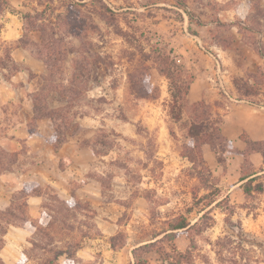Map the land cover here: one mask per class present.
<instances>
[{
    "label": "rangeland",
    "instance_id": "1",
    "mask_svg": "<svg viewBox=\"0 0 264 264\" xmlns=\"http://www.w3.org/2000/svg\"><path fill=\"white\" fill-rule=\"evenodd\" d=\"M186 11L193 13L191 21ZM57 12L63 17L57 34L52 35L46 24L54 21ZM25 13L33 17L23 19ZM7 22L12 29L21 28L19 44L3 38ZM0 27V79L9 80L22 68L10 56L15 46L26 43L34 56L43 48L67 54L50 75L43 61L42 73L30 72L32 94L40 93L37 107L62 108L67 115L66 120L57 121V132L53 127L58 136L49 149L56 152L64 143L75 142L82 150L79 158L89 167L84 176L99 182L89 197L77 196V185L73 187V207L62 202L72 201L71 196L60 198L46 182L30 191L41 194L40 207L43 204L52 216L49 228L54 231L51 239L35 235V230L30 237L44 246L81 241L85 248L81 257L61 256L57 264H121L108 249L110 237L130 247L151 239L180 215L196 218L199 209L202 215L208 210L210 216L189 232L196 257L192 264L264 261V241L257 232L241 227L230 215L222 228L214 217L218 211L209 210V196H204L215 192L221 178L202 163L199 152L208 145L201 144L202 137L213 133L216 151L208 146L222 157L227 144L215 138L216 129L230 103L244 100L264 106V0H0ZM40 28L44 37H51L48 46L47 40L45 47L38 45ZM158 51L177 65L172 67L175 80L183 93L187 91L181 106L172 100L169 80L159 71ZM129 73L141 84L146 80L145 85L133 86ZM206 81L208 88H203ZM191 88L197 94L189 93ZM24 115L21 102L0 106V137ZM33 115L28 121L32 131L37 128ZM190 126L196 127V136L190 135ZM26 147L23 144L20 153ZM7 154L11 156H5L2 166L9 167L16 153ZM21 159L25 161L26 156ZM61 165L59 161L58 168ZM25 193L14 191L9 205L0 211L10 206L17 216L29 214ZM259 200L262 197L251 195L248 206L260 204ZM219 208L226 213L235 210L228 201ZM22 221L21 217H0L7 231L23 227ZM27 242L22 264H39L52 256L48 246L44 251ZM163 244L169 248L166 241Z\"/></svg>",
    "mask_w": 264,
    "mask_h": 264
},
{
    "label": "crops",
    "instance_id": "2",
    "mask_svg": "<svg viewBox=\"0 0 264 264\" xmlns=\"http://www.w3.org/2000/svg\"><path fill=\"white\" fill-rule=\"evenodd\" d=\"M10 27L7 22L4 27L5 30L2 28L3 38L8 41H17L21 36V28L14 27L12 29ZM10 56L13 61L21 64L22 68L11 75L9 80L0 79V106H5L11 102H21L25 107L27 116L17 118L7 133L0 137V148L6 152H14L19 156L11 169L0 173V210L9 205L12 193L22 189L26 184L37 186L46 182L56 189L57 195L62 199L73 197L71 193L73 187L77 185L74 193L77 196L89 197L96 191V184L99 182L96 178L95 180L90 176H84L89 167H86L79 158L78 154L82 150L75 147V142L64 143L56 152L49 149L50 137L54 132L50 120H37V128L33 132L30 131L28 121L33 115L30 94L34 88L29 74L31 72L38 75L44 71L42 60L21 46L13 47ZM207 85L208 81L203 85V88H206ZM194 90L191 88L189 93ZM203 91L199 92V98L202 97ZM194 93L197 94V91L195 90ZM221 117L220 129L222 134L231 142L236 151L226 153L223 160L219 161L216 157L217 154L208 145L202 147L203 157L210 171L213 175L221 178L216 185L221 189V192L225 190L224 196H218L208 208L214 212L218 211L213 216L223 228V220L227 216L226 210L215 205L223 198L228 199L229 204L235 209L230 217L237 218L241 227L257 232L264 241V219H262L264 217V190L262 192L253 191L252 195L255 194L260 199L262 197L263 200H259L260 204L248 206L249 196L247 197L242 189V184L249 177L258 176V180L264 179V155L258 150H253L247 155L251 172H249V176L242 178V164L245 160L242 152L246 143L240 138L241 134H245L251 142L261 143L264 149V106L244 100H236L227 106ZM23 144L27 146L24 154L20 153ZM42 145L46 146L45 150L40 148ZM23 155L26 156L25 161L21 159ZM59 161H62L61 168H58ZM41 200L42 196L38 194L27 196V209L31 218L39 217ZM203 212L202 209H199L196 218L188 217L190 224L197 223ZM32 233L33 228L28 223L23 227L11 228L7 231L4 246L0 250V257L5 264H22V250ZM187 233L184 230L179 231L176 235L173 245L179 251H185L189 246ZM162 235L152 240L131 244L130 247H127L128 243H124L115 251L108 245V249L116 255L117 262L119 260L122 262L121 264H133V250L140 245L154 242ZM84 250L85 248L79 249L76 255L81 257L85 253ZM144 257L148 264L162 263V258L156 249L146 252ZM260 264H264V261H261Z\"/></svg>",
    "mask_w": 264,
    "mask_h": 264
},
{
    "label": "trees",
    "instance_id": "3",
    "mask_svg": "<svg viewBox=\"0 0 264 264\" xmlns=\"http://www.w3.org/2000/svg\"><path fill=\"white\" fill-rule=\"evenodd\" d=\"M248 5H251L252 6V3H248ZM10 7V6H9ZM10 11V10H9ZM10 12H13L12 10ZM186 14L188 15L189 17V21L192 20V17H193V13L190 12V11H186ZM31 17H33L32 15H30V13H25L23 15V19H30ZM63 17V14L61 12H57L55 15H54V21H50L46 24V27H49L51 26L50 28V34L52 35H56L57 32H56V29L59 28V23H61V19ZM198 24H201V21H197ZM42 28V26H41ZM39 29V31H41V37H40V42L38 43V45H40L41 47H45V41L47 40V46L51 40V37L50 39L49 38H46L44 37V35L42 34V29ZM0 30H1V27H0ZM23 38V37H22ZM22 38L20 37L18 39V44L20 43V41H22ZM27 44H23L21 45V47H25L27 48L26 46ZM61 54L62 51H60ZM37 58L42 60L46 66V68L48 69L49 71V75L51 73H54L55 71V68L56 66L58 67H61V64L63 62V59L64 57L67 55V54H64V55H60V53H56V51L54 50H47L46 48H43L41 51H38L35 53ZM157 56H158V59H157V62H158V65H159V71L165 75L168 80H169V84H170V94H171V97H172V100L176 103H178L180 106L182 105L180 100L183 99V97H185L187 95V91L184 93L182 92L181 90V87L179 85H177V81L175 80L176 78V75L174 74L175 71H173L172 69L174 68H177V65L175 64L174 60L170 58L169 55L165 54L164 52H161V51H158L157 53ZM58 62V63H57ZM74 60H73V68L75 69L76 66H74ZM81 62V61H80ZM78 63V61L76 62V64ZM173 67V68H172ZM178 74V73H177ZM131 73L128 74L127 78H128V81L131 82V84H133V86H137V85H142L146 83V80H143L142 84L141 82L139 83V81H134L132 80V76H130ZM72 80V79H71ZM69 80V85H73L74 84L72 83V81ZM136 84V85H134ZM40 93L37 94L36 93H33L32 94V97H33V112H37L38 114H35L33 115L34 117V120L33 122L37 121V120H40V119H44V118H47V119H50L52 122H53V127L55 128V131L57 132L59 128H56L57 127V121L58 120H66L67 119V115L65 113H62L61 110L62 108H56V109H48L45 111V109H43L42 107H37V95H39ZM139 97H144L145 95H139ZM39 101V99H38ZM73 101V97H70L69 101H66L67 104L69 105L70 107V103ZM199 104H203L204 105V102L200 101ZM179 118V117H178ZM30 128V127H29ZM35 130V128H34ZM33 130V131H34ZM217 137H215L216 139H224V143L227 144V148L226 150L224 151V153H222V157H219V153H217V159L219 161H222L223 158H224V155L226 153H229V152H234L236 151V149H234L232 147V144L230 141L227 140V138L221 133V130H220V127H218L217 129ZM30 131L33 132L30 128ZM189 133L190 135L192 136H196L198 134V131L196 130V127H192L190 126L189 127ZM212 135L213 133H209V134H205L204 135V138L202 137L201 139V144H205L207 143L208 145H210L211 147H213L214 149V146H213V143H212ZM57 136L58 134H53L51 137H50V142H54L55 140H57ZM240 138L246 143V146L243 150V155L245 157V160L242 164V178H246L247 176H249V172H251L250 170V167L248 166V160H247V155L253 151V150H258V151H261L263 152V155H264V149L262 147V144L259 143V142H251L247 136L245 134H241L240 135ZM58 142H62V140L58 141ZM214 151H216L214 149ZM200 152V158H201V161L203 164L207 165L206 164V161L205 159L203 158V153L201 154L202 151H199ZM9 154H12V153H9ZM7 154L6 151H4L2 148H0V173L2 171H5V170H9L11 169L12 165L16 162L15 161V158H16V155L17 154H14L13 156V161L10 160V162H12L9 167L7 166H2L3 165V162H4V159H5V156H11ZM8 161V163H10ZM208 166V165H207ZM208 168V167H207ZM208 173L210 174V172L208 171ZM258 176H252V177H249L243 184H242V189L244 191V193L247 195V197L251 196L252 195V192H262L264 190V182L263 180H258ZM258 180V181H257ZM35 188V186L33 185H24V187L22 188L24 193L25 191L27 193H25L24 196H28L29 194H33L32 191L33 189ZM214 193L213 194H210V193H207L204 197H208L209 196V200H208V205H210L218 196H222L221 195V189L216 185H214ZM29 192V193H28ZM35 193V192H34ZM38 195H41L38 193ZM73 200L72 201H62L64 204H66L68 207H73L75 206V199L74 197H72ZM74 201V202H73ZM227 202L228 199L226 198H223L221 201H219L215 206L217 207H220L221 206V202ZM25 205H26V202H25ZM10 207V206H9ZM8 207V209L4 210V211H0V217L1 219H5L7 218V216H12V217H15V218H23L24 223H28L31 225V227L33 228V230H35V235L39 234L40 235H43L45 237H49V239H51V233H54V231L51 230V228H49L50 226V218L52 217L50 214H48L46 211H44L43 207L44 205L42 204V210L40 212V215L37 218H31L29 216V214L26 212V213H21V215H18L17 214H14V212ZM19 207V205L17 206ZM223 209V208H222ZM190 210L192 209H189V212ZM210 210V209H209ZM227 215H230L232 212V210H228L227 211ZM25 214V215H24ZM209 213H208V210L200 216L199 218V221L195 224H190L189 220L187 217L183 216V215H180L176 221H171L170 223H167L166 227H164L163 229L160 230V232L158 233H155L153 235V237L151 238L152 239H155L157 236H159L160 234H163L160 238H158L157 240H155L154 242H148L146 244H143V245H140L138 246L137 248H135L133 250V258H134V263L133 264H148L147 263V259L144 257V254L146 252H149L153 249H156L160 255V257L162 258V263L161 264H182L183 262H187L188 264H192L193 263V260L196 259L195 256L192 255V238H190L189 236V232L191 229H193L196 225L199 224V222L201 221L202 218H208ZM10 221H6V223H9ZM25 225V224H23ZM187 231L188 233V239H189V246L188 248L185 250V251H179L174 245H173V242L176 238V235L178 234L179 231ZM7 232V228L6 226L0 224V250L1 248L4 246V243H5V239H4V236ZM33 235H34V232H33ZM83 237H87V235H83ZM114 236L110 237L109 239V244H110V248L113 249V251L117 250L118 248H120L121 246H123V244L125 242H121V243H115L114 241ZM220 241V239H218ZM28 241L30 242V244L32 246H34L35 248H39L41 250H44L46 251V247L48 246H44V245H41L40 243H38L37 239H34L33 237H30L28 238ZM167 242L169 244V248L166 249L164 247V244L163 242ZM83 247V243L81 241H76L72 244H69V245H66V246H63V247H53V246H48V249L49 252H52V256L50 258H47L45 259L44 261H42L41 263L39 264H57L59 258L61 256H64L68 259H72V258H69L70 257H73V256H76V253L79 249H81ZM204 262H206V260H204ZM0 264H5L3 262V260L1 259L0 257Z\"/></svg>",
    "mask_w": 264,
    "mask_h": 264
}]
</instances>
